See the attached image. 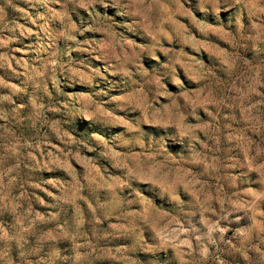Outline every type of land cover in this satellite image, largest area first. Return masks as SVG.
Instances as JSON below:
<instances>
[{
    "label": "rangeland",
    "instance_id": "374dc122",
    "mask_svg": "<svg viewBox=\"0 0 264 264\" xmlns=\"http://www.w3.org/2000/svg\"><path fill=\"white\" fill-rule=\"evenodd\" d=\"M0 264H264V0H0Z\"/></svg>",
    "mask_w": 264,
    "mask_h": 264
}]
</instances>
